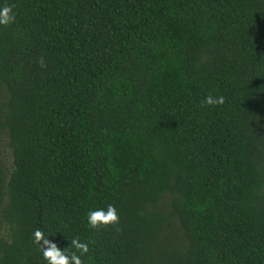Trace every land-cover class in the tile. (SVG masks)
<instances>
[{
	"label": "trees",
	"instance_id": "obj_1",
	"mask_svg": "<svg viewBox=\"0 0 264 264\" xmlns=\"http://www.w3.org/2000/svg\"><path fill=\"white\" fill-rule=\"evenodd\" d=\"M3 6L0 264H264V0Z\"/></svg>",
	"mask_w": 264,
	"mask_h": 264
},
{
	"label": "clouds",
	"instance_id": "obj_2",
	"mask_svg": "<svg viewBox=\"0 0 264 264\" xmlns=\"http://www.w3.org/2000/svg\"><path fill=\"white\" fill-rule=\"evenodd\" d=\"M13 20L11 8L9 6L0 7V24H8ZM223 96H217L215 99L211 96L205 97L204 102L208 104H222ZM118 216L115 208L111 204H107L105 208L90 209L86 216L87 226L96 228L99 225H108L115 223ZM33 243L41 250L42 257L46 264H82L80 256L74 251L70 255L65 249L57 246L52 240H49L41 230L35 229L32 233ZM70 247L77 250L79 253H87L88 244L82 242L77 237H73L70 241Z\"/></svg>",
	"mask_w": 264,
	"mask_h": 264
}]
</instances>
